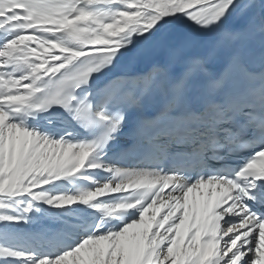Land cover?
<instances>
[{"label":"snow or ice","instance_id":"1","mask_svg":"<svg viewBox=\"0 0 264 264\" xmlns=\"http://www.w3.org/2000/svg\"><path fill=\"white\" fill-rule=\"evenodd\" d=\"M0 264H264V0H0Z\"/></svg>","mask_w":264,"mask_h":264}]
</instances>
